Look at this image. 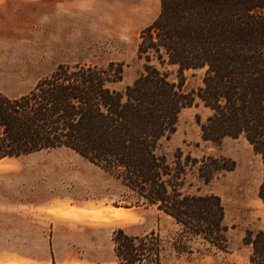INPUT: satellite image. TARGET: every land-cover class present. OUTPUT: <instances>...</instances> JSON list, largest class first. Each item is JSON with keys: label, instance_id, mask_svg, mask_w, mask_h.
Returning <instances> with one entry per match:
<instances>
[{"label": "trees", "instance_id": "obj_1", "mask_svg": "<svg viewBox=\"0 0 264 264\" xmlns=\"http://www.w3.org/2000/svg\"><path fill=\"white\" fill-rule=\"evenodd\" d=\"M142 72L118 90L123 64L58 65L26 93L0 91V163L67 149L118 180L136 203L154 206L178 227L171 249L198 242L224 251L228 226L219 196L202 192L233 171L225 157L170 153L180 112L201 105L195 121L204 142L243 138L260 157L258 197L264 204V0H159L141 30ZM167 67L176 68L170 81ZM201 70V85L184 91V72ZM159 232L112 235L117 264H161ZM247 264H264V230L247 231Z\"/></svg>", "mask_w": 264, "mask_h": 264}, {"label": "rangeland", "instance_id": "obj_2", "mask_svg": "<svg viewBox=\"0 0 264 264\" xmlns=\"http://www.w3.org/2000/svg\"><path fill=\"white\" fill-rule=\"evenodd\" d=\"M90 4H96L97 16L67 19L63 40L55 35L53 19L0 17V91L18 96L58 65L77 63L120 62L123 76L114 86L123 90L131 84L142 72L136 56L139 34L156 18L159 0ZM167 71L175 82L176 68ZM202 75L201 70L185 71L183 90L198 88ZM208 114L201 105L183 109L167 148L235 162L233 171L202 186L223 205L228 226L224 251L195 242L191 253L176 255L171 243L178 227L170 217L136 203L118 180L74 152L56 149L0 163V264H33L8 256L14 250L34 256L39 264H117L112 243L117 229L129 236L159 232L166 241L161 264H247L250 248L243 238L247 231L264 230V204L258 197L262 163L243 138L202 141L195 117L204 121ZM16 211L29 214L16 216Z\"/></svg>", "mask_w": 264, "mask_h": 264}, {"label": "crops", "instance_id": "obj_3", "mask_svg": "<svg viewBox=\"0 0 264 264\" xmlns=\"http://www.w3.org/2000/svg\"><path fill=\"white\" fill-rule=\"evenodd\" d=\"M98 1L99 0H0V17L53 19L51 24L55 29V35L58 37V40H63L66 34L65 27L67 26V19L97 16V13H95L97 8L96 4L91 5L90 3H96ZM7 212L11 214V211ZM22 214L28 215L29 213L27 211H16V216ZM30 215L35 216V213L32 212ZM11 255L19 260L28 261L33 264L40 263L39 259L35 260L34 256H25L16 250L8 253V256ZM45 264H47V261ZM50 264H52V261H50Z\"/></svg>", "mask_w": 264, "mask_h": 264}]
</instances>
